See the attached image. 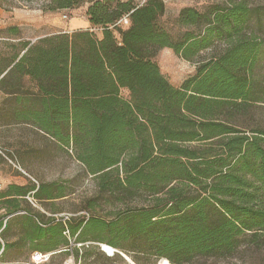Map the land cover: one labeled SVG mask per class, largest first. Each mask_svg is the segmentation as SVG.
<instances>
[{
    "label": "trees",
    "instance_id": "obj_1",
    "mask_svg": "<svg viewBox=\"0 0 264 264\" xmlns=\"http://www.w3.org/2000/svg\"><path fill=\"white\" fill-rule=\"evenodd\" d=\"M15 5L0 0L4 11ZM85 5L90 28L35 41L18 26L0 29V126L49 138L97 188L85 214L46 215L29 197L47 205L70 185L15 170L25 182L0 190V262L13 250L94 264H126L119 252L134 264H264V125L254 117L264 103V10L247 0L186 6L174 35L160 24L164 0H40L39 9ZM218 43L179 86L154 60L169 48L193 62Z\"/></svg>",
    "mask_w": 264,
    "mask_h": 264
},
{
    "label": "rangeland",
    "instance_id": "obj_2",
    "mask_svg": "<svg viewBox=\"0 0 264 264\" xmlns=\"http://www.w3.org/2000/svg\"><path fill=\"white\" fill-rule=\"evenodd\" d=\"M135 1L142 2L143 0ZM228 1L164 0L166 11L160 18V24L170 33L176 35L184 30L176 23V17L181 8L190 6L199 11H205L213 4ZM247 1L250 6L260 7L264 10V0ZM15 2L16 5L10 11H4L0 8V29L8 26H18L21 36L28 39L51 34L60 29L69 30L71 24L77 25V29L91 27L85 15L86 5L73 10L51 13L42 12L39 9L40 0H15ZM64 14L67 15V19L62 17ZM223 47L224 43H218L216 47L200 52L199 56L193 62L181 58L169 48H163L157 53L154 60L167 79L173 85L179 86L184 79L194 75L197 64L195 61L207 59ZM258 74L264 75V58L261 61ZM254 117L264 125L263 102L256 103ZM0 153L4 159L0 163V190L4 189L10 182L24 183L25 179L23 177L35 182H65L71 187L68 195L54 202L47 203V205L39 204L29 197V201L32 203L31 205L47 213L54 211L56 212V217H67L71 214L86 213V211H79V209L85 198L96 193L95 181L93 178L85 176L81 164L59 148L52 140L43 136L41 133L34 132L29 126L4 124L0 126ZM15 170L19 171L23 177L17 175ZM70 180H72L71 183L66 182ZM109 209H111V206H104L103 211L97 210V215L104 216ZM16 258L20 261L2 264H34L25 259L24 254L17 255V252H13L8 255V260ZM70 258L76 264H94L93 256L85 257L82 255L80 258H77L72 254L52 256L45 264H64ZM101 262L102 260L100 259L98 264ZM126 264H129V262L126 261ZM206 264H250V260L248 258L236 257L216 262L207 260Z\"/></svg>",
    "mask_w": 264,
    "mask_h": 264
},
{
    "label": "built area",
    "instance_id": "obj_3",
    "mask_svg": "<svg viewBox=\"0 0 264 264\" xmlns=\"http://www.w3.org/2000/svg\"><path fill=\"white\" fill-rule=\"evenodd\" d=\"M64 19H67V15H63L62 16ZM119 23H122L124 25L128 24V18L127 16H125L122 20L119 21ZM101 246V249L108 255V256H112L115 252H118L116 249L110 247V246H107V245H100ZM124 258H126V256L124 254H122L121 252H119ZM50 258V253H38V252H35L32 254L31 256V259H32V262L34 264H39V263H42V262H46L48 261ZM127 259V258H126ZM163 261V258H160L158 259L157 261V264H161V262ZM65 264H75L74 260L71 259L70 261H67ZM166 264H172L170 263L168 260H167V263Z\"/></svg>",
    "mask_w": 264,
    "mask_h": 264
},
{
    "label": "crops",
    "instance_id": "obj_4",
    "mask_svg": "<svg viewBox=\"0 0 264 264\" xmlns=\"http://www.w3.org/2000/svg\"><path fill=\"white\" fill-rule=\"evenodd\" d=\"M81 26V25H80ZM79 28V27H78ZM80 28H83V27H80ZM75 29H77V25H70V29L69 30H65V29H60V30H58V31H55V32H60V31H73V30H75ZM44 36V35H43ZM41 37V36H40ZM39 38V37H38ZM38 38H34V39H30V40H32V41H35L36 39H38ZM28 39V38H27ZM40 210V209H39ZM40 211H42L43 213H45L46 215H52V213H51V211H49V213H47L46 211H43V210H40ZM55 215V214H54ZM56 216V215H55ZM13 252H15V251H10V252H8L7 254H6V256H5V258L3 259V261L2 262H0V264H2V263H15V262H18V261H20L18 258H16V259H13V260H8V255L10 254V253H13ZM32 254L33 253H31L30 255L29 254H25V259H27L30 263H33L32 262V259H31V256H32ZM54 253H50V258H49V260L51 259V257H52V255H53ZM53 256H55V255H53ZM7 257V258H6ZM73 258V257H72ZM72 258H70V259H68V260H66L65 261V263L67 262V261H70ZM48 260V261H49ZM48 261H46V262H42V263H39V264H45V263H47ZM64 263V264H65ZM131 263V262H130ZM76 264V263H75ZM132 264V263H131ZM134 264V263H133Z\"/></svg>",
    "mask_w": 264,
    "mask_h": 264
},
{
    "label": "bare ground",
    "instance_id": "obj_5",
    "mask_svg": "<svg viewBox=\"0 0 264 264\" xmlns=\"http://www.w3.org/2000/svg\"><path fill=\"white\" fill-rule=\"evenodd\" d=\"M126 256V255H125ZM126 258H127V260L129 261V262H131L132 264H133V262L131 261V259L128 257V256H126ZM167 263V259H163V261L161 262V264H166Z\"/></svg>",
    "mask_w": 264,
    "mask_h": 264
},
{
    "label": "water",
    "instance_id": "obj_6",
    "mask_svg": "<svg viewBox=\"0 0 264 264\" xmlns=\"http://www.w3.org/2000/svg\"><path fill=\"white\" fill-rule=\"evenodd\" d=\"M126 259V258H125ZM127 260V259H126ZM128 261V260H127ZM129 262V261H128ZM130 263V262H129ZM131 264V263H130Z\"/></svg>",
    "mask_w": 264,
    "mask_h": 264
}]
</instances>
